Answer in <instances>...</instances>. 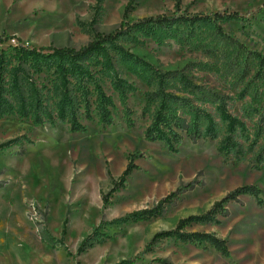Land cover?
<instances>
[{"label":"rangeland","instance_id":"1","mask_svg":"<svg viewBox=\"0 0 264 264\" xmlns=\"http://www.w3.org/2000/svg\"><path fill=\"white\" fill-rule=\"evenodd\" d=\"M177 9L191 14L239 11L248 20L224 23L225 31L264 53V0H0V35H17L29 46L79 48L97 33L114 31L124 19L171 14ZM14 42L12 39L3 47ZM126 47L161 68L193 72L194 83L206 89L236 96L229 81L189 66L193 61H217L205 51L175 40L160 44L151 38ZM118 68L136 85L127 99L134 127L127 126L119 93L109 79L104 86L116 104L112 125L101 124L96 114L91 121L81 115L86 132H74L68 123L37 126L31 117L18 113L0 118V145L10 144L0 149V264H116L127 258L136 259L135 264H164L165 260L174 264H264V159L256 157L260 150L264 154L260 116L246 119L242 100L228 99L230 113L244 119L249 132L263 130L262 145L249 150L251 141H242L250 151L245 154L223 150L225 130L215 139L194 142L186 137L171 150L165 143L145 137L155 107L152 103L150 111L144 112L151 86L124 64L119 63ZM194 103L201 105L195 99ZM202 105L214 110L213 105ZM214 115L220 119L216 112ZM133 154H137L136 167L128 181L110 193L109 172L119 178ZM191 181H196V186L180 190L163 215L138 222H112L153 207ZM246 184L259 186L261 195L241 196L229 203L226 215L186 229L226 239L230 256L206 243L175 238L147 247L156 232L173 229L180 218L206 212L229 191ZM106 194L105 203L102 196ZM42 229L62 241L49 243L42 237ZM88 236V245L79 254L78 247Z\"/></svg>","mask_w":264,"mask_h":264},{"label":"trees","instance_id":"2","mask_svg":"<svg viewBox=\"0 0 264 264\" xmlns=\"http://www.w3.org/2000/svg\"><path fill=\"white\" fill-rule=\"evenodd\" d=\"M247 20L239 11L191 14L177 9L171 14L162 13L138 20L124 19L114 31L97 33L91 41L79 48L29 46L17 35L4 32L0 35V118L18 113L23 117H31L37 126L68 123L72 131L86 132L87 125L81 120V115L91 121L96 114L101 124L112 125L116 104L113 95L104 86L105 80L109 79L119 93L127 126L134 127L135 121L131 117L132 111L127 99L128 94L136 90V85L120 73L118 64L122 63L131 74L152 88L147 92L148 103L144 109L147 113L151 104H155L152 121L145 130L147 140L163 142L171 150H176L186 137L194 142L215 139L225 130L223 150L226 153L245 154L252 147L262 145L259 138L263 130L255 134V131L249 132L246 121L230 113L228 99L242 100L245 105L242 115L246 119L253 121L256 116H260V121L264 122V53L225 31L223 24ZM146 38L160 44L175 40L195 50L205 51L217 61H193L189 66L212 72L218 78L229 81L236 96L223 94L213 88L206 89L194 83L193 72L161 68L126 47L127 43L138 44ZM12 39L14 43L3 47ZM194 99L201 105H196ZM202 104L213 105L214 110ZM215 112L220 121L215 118ZM249 140L251 144L249 150H246L242 141ZM7 146L10 144L0 145V149ZM136 155L133 154L119 178L109 172L113 185L110 193L126 184L136 167ZM256 157L258 161H263L261 150ZM195 186L196 181H191L179 187V191L167 194L153 207L132 211L112 222H138L161 216L180 190L193 189ZM261 193L262 189L255 184L240 185L215 201L206 212L180 218L173 229L156 232L147 247L151 248L163 239L175 238L182 242L209 244L228 257L230 251L226 239L210 232L186 229L193 224L214 222L218 216L226 215L229 203L239 201L241 196L258 198ZM102 198L105 203L108 202L107 194ZM67 224L68 218L64 223L63 234H66ZM40 233L51 244L62 241L48 229H42ZM89 239L90 236L86 237L78 247L79 254L85 251ZM162 262L174 264L166 260ZM135 263L136 259L127 258L116 264Z\"/></svg>","mask_w":264,"mask_h":264}]
</instances>
